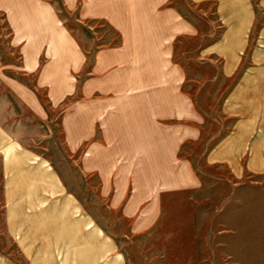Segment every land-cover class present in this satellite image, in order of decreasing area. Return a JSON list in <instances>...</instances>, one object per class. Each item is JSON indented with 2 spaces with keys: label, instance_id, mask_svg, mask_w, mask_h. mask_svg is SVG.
Listing matches in <instances>:
<instances>
[{
  "label": "crops",
  "instance_id": "crops-1",
  "mask_svg": "<svg viewBox=\"0 0 264 264\" xmlns=\"http://www.w3.org/2000/svg\"><path fill=\"white\" fill-rule=\"evenodd\" d=\"M190 1L214 13L220 32L205 52L229 80L218 108L229 124L202 159L223 166L235 183L264 176V0ZM172 3L0 0L6 30L0 33L6 38L0 46L1 233L16 246L17 260L0 248L2 264H123L113 233L89 220L72 194L57 190L54 171L40 161L48 159L33 142L49 123L47 107L63 104L64 146L79 151L75 160L102 184L122 179L165 182L166 190L183 186V171L170 174V161L160 160H185L178 150L199 140L201 119L180 90L183 71L169 58L172 40L188 28ZM57 4L79 24L83 39ZM97 21L115 40L99 39ZM149 186L144 198L160 189ZM121 191L112 207L120 204ZM143 199L130 195L122 210L133 233L149 228Z\"/></svg>",
  "mask_w": 264,
  "mask_h": 264
},
{
  "label": "rangeland",
  "instance_id": "rangeland-1",
  "mask_svg": "<svg viewBox=\"0 0 264 264\" xmlns=\"http://www.w3.org/2000/svg\"><path fill=\"white\" fill-rule=\"evenodd\" d=\"M171 1L188 28L172 40L169 58L183 71L180 90L192 100L201 119L199 140L185 143L178 150V157L185 160H160L170 161L166 168L170 174L183 171V186L166 190L165 182L122 179L105 180L102 184L95 171H85L81 160H75L79 151L73 153L64 146L59 125L63 104L46 108L49 123L41 128L44 131L33 145H39L41 155L48 159L40 161L54 171L57 190L72 194L78 204H83L89 220L103 222L106 232L113 233L122 255L121 263L264 264V176L249 175L235 183L223 166H209L202 159L209 142L229 124L218 109L229 80L220 74L219 61L205 52L206 46L219 34L220 26L209 5H195L190 0ZM57 8L80 41L83 31L79 24L66 16L60 5ZM1 24L0 21V33L5 35ZM95 27L100 40H115L114 31L102 22L97 21ZM5 39L0 37L2 48H5ZM2 56L5 60L6 55ZM192 177L195 178L193 185ZM149 185L154 190L159 185L160 189L151 198H144L151 189ZM118 189L123 195L120 204L112 207ZM132 194L144 198L140 210L150 222L149 228L140 233L131 232L130 220L122 213ZM1 218L0 213V248L15 259L16 246L1 233Z\"/></svg>",
  "mask_w": 264,
  "mask_h": 264
}]
</instances>
